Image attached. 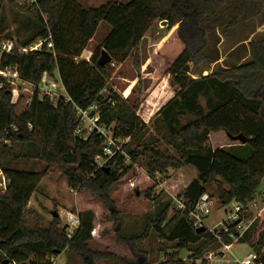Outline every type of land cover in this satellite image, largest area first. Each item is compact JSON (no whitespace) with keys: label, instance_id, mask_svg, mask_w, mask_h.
<instances>
[{"label":"trees","instance_id":"trees-1","mask_svg":"<svg viewBox=\"0 0 264 264\" xmlns=\"http://www.w3.org/2000/svg\"><path fill=\"white\" fill-rule=\"evenodd\" d=\"M19 2L0 0V43L14 38L17 41L13 52L1 58L0 69H14L34 90L30 103L18 114L12 87L0 78V170L7 182L4 190L0 188V264H53L52 258L65 252L76 255L82 264L127 262L89 249L95 230L91 210L78 214L80 227L72 238L60 227L59 217L46 227L40 223L33 228L27 226L26 209L47 174L22 171L16 165L31 160L46 163L47 171L59 170L73 190L90 192L112 210L114 218L118 211L110 193L135 164L142 162L151 179L168 177L170 170L192 167L197 177L179 196L187 206L186 213L177 211L174 203L170 216L172 204H166L156 218L149 220L141 236L125 238L120 234V241L136 258L130 264H147L137 244L152 233L158 235L165 254L171 251L161 264H187L180 258L181 251L190 252V260H200L219 249L221 244L209 229L197 232L188 212L210 185L216 186L223 205L235 201L248 206L258 192L262 195L264 37L251 42L249 50L232 61L216 65L210 75L199 79L192 76L227 53L219 50L224 44L221 39L227 41L231 31L263 16L261 0H130L126 4L111 0L89 9L75 0H35L22 6ZM162 21H167L169 36L150 43L148 52L153 87L166 78L175 92L155 117H162L176 154L150 144L129 151L128 158L117 153L107 165L97 168L95 158L103 155V141L94 134L87 140L76 136L75 107L85 110L98 103L102 107L101 124L112 130L115 138L139 140L147 129L137 113L140 102L129 104L111 90L110 66L100 67L98 61L103 50L112 57V63L131 59L139 83L144 66L143 41ZM100 23L110 26L111 33L90 61L79 60ZM39 41L44 42L40 51L20 53ZM56 74L66 96L54 103L49 96H40L38 86L45 75L53 78ZM106 88L110 89L108 98L101 95ZM201 97L207 99V113L199 103ZM238 135L245 136L248 143L233 141L232 137ZM215 136L218 144L213 146L211 139ZM206 142L209 145L203 148ZM238 145L250 149L247 159L229 152ZM224 240L228 242L229 238ZM164 243L173 246L166 248ZM238 243L249 245L264 264V210Z\"/></svg>","mask_w":264,"mask_h":264},{"label":"rangeland","instance_id":"rangeland-1","mask_svg":"<svg viewBox=\"0 0 264 264\" xmlns=\"http://www.w3.org/2000/svg\"><path fill=\"white\" fill-rule=\"evenodd\" d=\"M83 8H98L107 4L111 0H75ZM119 3H129L130 0H114ZM35 0H20L18 3L20 6L34 3ZM264 4V0H261ZM9 18L11 13L7 12ZM168 24L164 22L156 23L149 33V37L143 41V76L142 80L137 81V73L132 66V60L129 59L124 63H112L110 64L111 78L109 81V88L125 102L134 104L136 101L140 102L138 108V115L141 120L147 126L144 135L137 141L129 142L123 147V154L128 158V152L142 148L145 145L155 144L161 150H167L173 154H176V149L169 143V132L167 127L163 124L162 117L157 116L166 104L175 96L174 90L170 88V81L168 79L161 78V81L153 87V75L149 73L153 72L150 58H149V44L162 41L169 36ZM256 32H252L250 29ZM112 29L105 23H100L98 31L89 43L86 51L80 59L90 61L91 57L101 48L102 43L111 33ZM264 37V14L256 22H252L248 25H240L237 29L230 32V36L227 41L221 39L224 44L219 45V50L222 52L227 50L226 54H222L221 59L207 68L206 65L198 69L197 73L192 76L193 79H199L210 75L216 65H223L225 61H232L233 58L243 52L249 50V44L254 40ZM248 40L245 42H239L240 40ZM17 45L16 39L10 40ZM7 42V41H6ZM43 41H39L40 43ZM35 43V44H37ZM236 43V44H235ZM239 43V44H238ZM231 44H235L231 46ZM34 45V44H33ZM32 45V46H33ZM43 46V45H42ZM31 47V46H30ZM42 48V47H41ZM40 50V49H39ZM38 50V51H39ZM236 50V51H235ZM36 51V50H34ZM23 49L20 50V53ZM236 52L235 55L233 53ZM232 53V55H230ZM238 53V54H237ZM232 56V57H231ZM208 69V70H207ZM2 78V77H0ZM59 75L51 78L47 75L44 76L42 82L38 86L39 94L41 97L49 96L55 103L60 96H66L63 86L58 81ZM12 87L13 101L18 102V114L21 113L33 96L34 86L23 82L15 74V70L12 68L7 69V76L5 79ZM154 89H153V88ZM152 89V91H150ZM20 98H22L20 100ZM200 105L204 109V113H207V99L201 97L199 99ZM192 119H194L192 117ZM187 121H184V124ZM112 131V130H111ZM218 137H213L211 142L213 146L217 145ZM7 144H10L7 143ZM227 144H230L229 142ZM209 145L208 142L204 143L203 148ZM233 156L239 159H247L251 151L248 147L238 145L229 151ZM127 166L130 165V161L127 160ZM22 171H34L44 172L47 174L38 186L37 191L34 193L28 208L25 213V221L28 227L33 228L36 224L40 223L46 227L52 220L53 212L59 213L66 211L73 214L78 212H84L91 210L95 214V230L93 233V240L89 243V249L92 252L111 254L119 259H125L127 262L123 264H130L129 262H136V258L132 254L129 246L120 241V234L125 238L132 236H141L147 229V225L150 219H154L161 213V210L166 204H172L169 215H172V207L176 202V198H179L183 194V191L188 184L197 177V172L192 167H185L181 171L170 170L167 174L168 177L157 175L156 178L151 179L147 170L140 162L129 169L128 173L122 177V179L113 187L110 197L115 203V207L118 211V215L114 218L112 216V210L103 205L102 201L93 196L88 191L78 192L73 190L67 179L61 175L60 171L56 168H50L47 171V164L40 161H28L20 162L16 164ZM107 165V162L103 166ZM2 170V169H1ZM0 170V188L4 190V176ZM165 180V181H164ZM6 181V179H5ZM7 183V182H6ZM151 191V193H149ZM212 200L211 213L205 216L204 223L207 229L216 227L219 222L225 219L228 205L220 203L219 196L217 194V188L215 185H210L206 190ZM258 192L257 209L248 214V217L252 218L264 207V181L262 188ZM254 199V200H255ZM235 202V201H234ZM60 227H64L66 222V216H61ZM118 219V220H117ZM118 230V231H117ZM166 248H171L173 244L164 243ZM137 247L145 255L147 264H161L165 258L170 254L168 251L166 254L163 252V246L159 240L158 235L155 233L140 242ZM219 249H214L211 252L216 253ZM249 245L245 243H238L237 246L228 252L225 259H231L233 256L243 259L245 255L251 252ZM206 254V255H207ZM190 252L181 251L180 258L187 264H191ZM205 255V256H206ZM30 258H35L30 256ZM53 264H82L80 259L69 252H65L59 257L52 258ZM96 264H118L114 260L98 261Z\"/></svg>","mask_w":264,"mask_h":264},{"label":"built area","instance_id":"built-area-1","mask_svg":"<svg viewBox=\"0 0 264 264\" xmlns=\"http://www.w3.org/2000/svg\"><path fill=\"white\" fill-rule=\"evenodd\" d=\"M162 22L167 23V21ZM43 44L44 42L34 44L29 48L23 49L22 53L34 50L38 51L39 49L41 50ZM13 48L14 43L11 41L0 43V60L4 54H11L13 52ZM15 74L19 78L16 72ZM6 76L7 69H0V77L6 79ZM109 92L110 89L106 88L101 92V95L108 98ZM110 103H112V101H110ZM75 111L77 118L76 136L82 138L83 140H87L89 136L94 134L99 136L103 141V155H99L95 158L97 168L103 167V164L108 162V160H110L115 154L123 153V147L125 144L130 142V138H115L112 131L105 125L101 124L102 107L98 103L91 105L85 110L75 107ZM4 185V188H6L5 178ZM175 205L177 211L183 214L186 213L187 206L185 205L183 199L176 198ZM227 207L228 210L226 212L227 216L225 219L219 222L216 227L209 229V232L213 234L215 239L221 244V247L216 253L211 252L200 260H192L191 264H263L259 261L258 256L254 251L247 253L243 259H239L235 256L231 259L225 258L227 253L231 252L237 246L240 238L248 230H250L258 215L264 210V207L252 218L248 217V214L253 211L252 209H257L258 199L253 200L248 206L232 202ZM211 208L212 200L210 195L206 193L202 195L194 208L188 212L189 217L193 220L195 228L198 229L205 227L204 218L211 213ZM61 216H66L67 219L64 223V228L66 229L67 236L72 238L80 227L79 217L77 214L66 211L61 212L60 215V219L63 221ZM232 230H235L237 234H235ZM226 237L229 238L228 242H225L224 240Z\"/></svg>","mask_w":264,"mask_h":264},{"label":"water","instance_id":"water-1","mask_svg":"<svg viewBox=\"0 0 264 264\" xmlns=\"http://www.w3.org/2000/svg\"><path fill=\"white\" fill-rule=\"evenodd\" d=\"M111 63H112V57L105 50H103V52L101 54V57H100V59L98 61V65L100 67H105V66L110 65ZM232 140L235 141V142H240L243 145L248 143V139L245 136H243V135H238L236 137H232ZM52 217L53 218H58L59 217V213L58 212H53ZM206 230H207L206 227H201V228L197 229V232L198 233H202V232H206ZM4 264H9V262L5 261Z\"/></svg>","mask_w":264,"mask_h":264},{"label":"crops","instance_id":"crops-1","mask_svg":"<svg viewBox=\"0 0 264 264\" xmlns=\"http://www.w3.org/2000/svg\"><path fill=\"white\" fill-rule=\"evenodd\" d=\"M151 76L153 75L152 73H149ZM153 77V76H152ZM80 212H78V214H79Z\"/></svg>","mask_w":264,"mask_h":264}]
</instances>
